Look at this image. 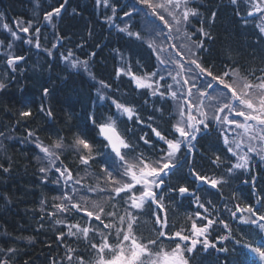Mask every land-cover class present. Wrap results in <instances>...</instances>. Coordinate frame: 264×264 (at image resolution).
I'll return each mask as SVG.
<instances>
[{
  "label": "trees",
  "instance_id": "1",
  "mask_svg": "<svg viewBox=\"0 0 264 264\" xmlns=\"http://www.w3.org/2000/svg\"><path fill=\"white\" fill-rule=\"evenodd\" d=\"M63 2L64 0H0V41L4 42L0 45V82L6 84V88L0 90V133L4 134L0 136V165L9 169L5 172L0 168V260H8L9 264H53V261L56 264H68V247L84 254L88 264H92L96 258L94 251H85L87 241L82 237H67L63 243L57 241V234L60 231L67 232V229L63 225L55 224V220L62 216L49 217L48 213L54 211V204L60 203L53 197L60 196L61 189L55 183L52 171L47 176L39 171L41 164L36 147L31 141L22 142L21 139L26 138L30 131L35 133L32 138L38 137L44 144H53L58 138L64 137L65 144L68 145L77 135L90 141L97 140L89 117L94 115L99 123L112 116L115 109L111 100L134 107L140 119L145 122L136 123L135 117L129 121L127 116L122 117L123 123L118 121L121 130H134L135 136L131 137L134 143L140 135L147 133L158 146H163V142L156 140L147 125L151 123L171 138L172 124L175 123L170 95L162 100L159 96H152L148 89H137L130 76L116 75L117 69H127L129 65L136 75H144L157 68L156 57L147 47L146 39L142 43L116 30L106 20V9L98 8L95 0H67L63 12L52 18L49 26L42 25L45 13L59 7ZM122 5L116 4L120 8L117 13L123 14V11H127V6ZM190 6L200 15L190 18V26L186 27L187 33L191 34L200 28V21L203 20V26L212 36V39L200 37L198 34L192 37L194 40H204V48L198 52V56L205 67L216 73L237 69L238 74L244 77L249 72L258 77L264 75L261 71L264 69V36L253 16L247 15L248 5L244 1L239 0L233 5L230 0H196ZM212 12L217 15L214 23H209ZM21 21L22 26H27L28 21L33 22L29 29L32 34L36 27L40 28L38 38L44 48L56 44L53 50L51 48V55L24 46L25 33L20 31L21 35L18 36L21 39H14L3 28L7 24L17 32V22ZM138 22V19H134L130 30L140 31L145 38ZM9 42L13 45L11 49L7 48ZM69 51L75 57L87 60L91 80L80 71L68 70L60 62L61 54ZM5 52L24 57V60L18 62L15 71L7 67L6 57L3 55ZM93 52L96 53L95 56L91 55ZM101 81L108 85L105 91L108 100L97 103L96 82ZM45 88L49 90L47 96L44 95ZM160 91L165 89L161 88ZM41 105L51 109V117L40 111ZM157 108L162 110L163 118L161 112L156 111ZM28 110H31V116L20 117L21 111ZM150 116L153 117L152 120H149ZM198 139L194 154L196 171L212 177L224 176L228 183L213 189L195 181L187 168L172 176L170 181H166L163 190L168 217V229L165 231L189 229V216L197 220L199 225L201 221L195 216L199 211L202 216L216 221L207 234V238L216 244V248L210 247L205 252L198 245L195 261H190V264H232L233 261L236 264H251V260L246 262L247 249L236 245L234 238L253 243L256 231L238 219L239 213L237 218H233L228 209L234 211L237 204H250L264 213V201L257 203L258 198L264 197V165H252L256 168L250 172L236 170L229 178L225 171L230 166L228 163L223 167H216L211 163L215 155L221 156L224 161L229 158L232 163L235 161L227 152L222 138H218L213 130L209 135ZM139 150L149 149L140 141ZM58 161H62V166L69 168L74 178H82V184L95 187L99 183L103 186L99 166L94 164L85 169L70 149L66 148ZM178 176L182 178L178 179ZM252 176L256 177L255 186L251 182L244 183L245 180L250 181ZM169 183L173 186H187L190 191H195L200 202L209 211L205 212L188 195L181 197L179 193L172 192L170 195L174 199H170L167 192ZM86 195L91 200L104 203L106 211L118 209L120 215L124 214L123 202H104L107 193L96 195L90 192ZM113 204H116V209ZM63 219L68 223L79 222L82 227L89 226L82 213L65 214ZM220 219L229 224L231 235L229 229L219 223ZM142 220L144 223L139 231L145 237L153 235V229L159 227L152 223L154 217L144 215ZM203 223H207V220ZM97 224L98 222L93 221L91 226ZM185 234L189 233L185 231ZM225 235H229V239L217 241L218 237ZM109 242L116 243L114 229ZM221 247L228 248L229 251H218ZM8 249L15 251L8 252ZM72 264H76L75 259Z\"/></svg>",
  "mask_w": 264,
  "mask_h": 264
},
{
  "label": "snow or ice",
  "instance_id": "2",
  "mask_svg": "<svg viewBox=\"0 0 264 264\" xmlns=\"http://www.w3.org/2000/svg\"><path fill=\"white\" fill-rule=\"evenodd\" d=\"M96 2L97 4L103 3L106 8L111 7L114 15L117 12L116 4H110L109 0H96ZM230 2L235 5L239 0H230ZM245 2L252 3V0H245ZM66 3L67 0H64V3L60 4L59 7L46 12L44 20L50 22L53 16H59ZM190 3L191 0H134L131 11L121 9L123 16L127 17L129 21L133 19V13L143 16V31L152 38L147 41V47L156 55L159 64L165 67L161 72L136 75L131 71V65H129L127 69L123 67L117 69V77L121 75L130 76L137 89H148L152 96H159L162 100L166 99L168 95L174 99L178 96L180 98L194 96L199 98L198 103H194L191 99L185 100L187 113H185V104L180 105V118L172 124L171 138L157 130L151 123L147 125L156 140L163 142V146H158L157 142L153 141L147 133L140 135L138 141L134 143L131 139L132 136H135L134 130L131 128L121 130L118 121L123 123L122 117L127 116L129 121L135 117L136 123L145 122L140 119L134 107L126 106L116 100H112L116 112L103 122L98 123L94 115L89 117L96 131L98 142L97 140L90 141L82 135L75 136L72 143L68 145L65 144L64 137L55 140L51 147L45 146L38 137L34 141L36 148L44 154L50 165L49 168L41 167L39 171L46 173L54 169L59 174L55 183L60 185L61 180H63L67 186L62 190L60 196L53 197L54 200L61 202L53 205L54 211L49 212L48 216L57 217L65 214L82 213L89 223L88 227H82L79 222L68 223L66 219H56V224L64 225L67 228V232L60 231L57 234V241L63 243L67 237H76L77 239L82 237L87 241L85 251H94L96 254L94 264H190V261H195L198 245H201L205 252L210 247L216 248V244L207 238L209 228L216 221L208 219L207 216H202L199 211L195 213V216L201 221L199 225L197 220L189 216L188 220L191 221L189 229L180 228L176 231H165L168 229V217L163 190L166 181H170L172 176L187 168L195 181L202 182L213 189L228 183L224 176L212 177L196 171L194 154L197 150L196 145L199 143L198 138L209 135L213 130L218 134V138H222L227 152L231 154V157H235L237 162L232 163L230 158L224 161L221 156L214 154L215 158L211 160V163L216 167H223L225 163H228L230 166L225 171L229 178L236 170L251 171L250 161L253 156H250L249 153L259 156L261 161H264V75L256 77L260 82L254 84L247 81L246 78L242 82L237 69L216 73L205 67L198 56V52L204 48V40H193L192 37L198 34L200 37L212 39V36L211 32L203 26V20L200 21L202 25L200 28L191 34H187L186 26H190V17H199L200 15L195 8L189 7ZM182 7L183 11H180ZM257 13L264 14V0L252 3V10L248 11L247 15L253 16ZM216 15V12L211 13L209 23H214ZM107 19L109 22L112 21V17ZM22 25V21L17 22L19 31L28 33L33 22L28 21L27 26ZM132 27L133 25L125 22V26L123 28L118 27V31L144 43V36L140 31H131ZM3 28L14 39H21L9 25L4 24ZM173 31L187 35L195 50L184 44L179 45V47L175 43L160 47L155 45V39H160L162 45L165 40L171 41ZM39 32L40 28L36 27L35 33L38 34ZM260 33L264 34V27L260 28ZM26 42L31 44L32 40L29 39ZM3 43L0 41V45ZM12 47V43L9 42L7 48L11 49ZM35 47H40L38 38ZM55 47L56 45L53 44V48ZM186 47L187 54L182 52ZM169 48L173 50L172 53L168 52ZM51 54L49 51V55ZM3 55L6 57L7 67L12 71L16 70L19 61L24 60L23 56L13 55L10 52H5ZM61 55L67 61L73 53L69 51L68 56ZM91 55L95 56L96 53L93 52ZM171 65L179 66L180 71L177 75L188 74L186 78H183L182 83L177 80L176 76L172 75L171 71H168V66ZM71 67L89 71L87 61H73ZM261 71L264 72V69ZM162 72H167V76ZM157 76L159 78L154 80L153 78ZM167 77H171L174 83L179 85L178 90H172L173 85L167 83ZM160 81H165V83L162 85ZM101 84L105 88L108 87L102 81ZM4 88H6V84L0 82V90ZM161 88H164L165 91H160ZM209 90L211 91L209 92ZM97 93L99 100L106 99L101 94L100 89H97ZM48 94L49 90L45 88L44 95L47 96ZM204 98L215 101V103L205 106ZM145 102L147 103V101ZM205 107L208 110H205ZM40 111L46 112L49 117L52 116L51 109H46L44 105H41ZM156 111L161 112V118H163L162 110L157 108ZM209 111H211V115H209ZM19 115L26 118L32 113L31 110L21 111ZM237 118H243V120ZM152 119L153 117L150 116L149 120ZM237 129H242L243 133L236 132ZM232 132H236V136L229 139V134ZM3 135L0 133V136ZM34 135L35 133L31 131L28 133L29 137ZM243 137H247V140ZM140 141L147 146L148 151L139 150ZM252 141L260 142L259 149L251 143ZM245 145H247V152H243ZM66 148L75 154L79 164L85 169L94 164L99 166L103 186L99 183L95 187L86 186L81 183L82 178L74 180L73 174L67 166L56 165V161L60 160V155ZM60 163L63 165L62 161ZM0 168H3V165H0ZM3 170L7 172L9 169L3 168ZM181 178L178 176V179ZM69 181H73V184L68 185ZM255 181L256 177L252 176L250 181L245 180L244 183L251 182L255 186ZM75 185L80 187L77 188ZM89 192L107 193L104 202L116 201L117 204L123 202L124 214H119L116 204H113V208L116 210L106 211L104 203L91 200L86 195ZM167 192L170 199H174L170 195L172 192L179 193L181 197L191 196L200 208H204L205 212L209 211L200 202V197L196 192L190 191L187 186H173L169 183ZM77 195H79V199L74 200ZM262 201H264V197L258 199L257 203ZM43 204L44 201L42 200L41 205ZM228 211L233 218H237V213L249 214L247 217L241 215L238 219L243 224L256 227L258 242L254 241L255 246H253V243L242 242V239L234 238V243L256 254L260 261L264 262V223H260V221H264V213L250 204L243 206L237 204L234 211L232 209H228ZM144 215L154 217L152 223L159 226L153 229L154 234L149 237H145L139 231L144 223L142 220ZM204 220H207V223H203ZM93 221L98 222L94 227L91 226ZM219 223L225 229H229V235H231L229 224L223 219H220ZM113 229L115 230V244L109 242ZM185 231L189 234H185ZM229 235L218 237V239L227 240ZM96 237L99 239L97 240ZM7 251L14 252L15 249H8ZM218 251L227 253L229 249L221 247ZM66 259L68 264H72L73 259H75L76 264H88L85 255L78 253L71 247L67 248ZM0 264H9V261L0 260ZM53 264L56 262L53 261ZM232 264H236V262L233 261Z\"/></svg>",
  "mask_w": 264,
  "mask_h": 264
},
{
  "label": "rangeland",
  "instance_id": "3",
  "mask_svg": "<svg viewBox=\"0 0 264 264\" xmlns=\"http://www.w3.org/2000/svg\"><path fill=\"white\" fill-rule=\"evenodd\" d=\"M194 1H196V0H191V2H194ZM242 1L245 2V0H242ZM95 2H96V0H95ZM133 2H134V0H118V2H117V0H109V3H110V4H112V3H115V4H120V3H122L123 5H127V8H126L127 11H131V7H132ZM257 2H258V0H252V3H257ZM245 3H246V2H245ZM252 3H247V5H250V6L252 7ZM96 4H97V2H96ZM123 5H122V6H123ZM97 7H98V8H102L103 10L106 9V10H105V12H106V14H107L106 20L108 21L107 18H108V17H112V21H111V22L108 21V23H110L115 29H118V27H119V28H123V27L125 26V22H128L129 24H131V23L133 22L134 19H138V21H139L138 23H139V25H140V28H141V30L143 31L144 18H143L142 15H136L135 13H133V19L129 21L127 17H124V16H123V14H120V13H117V12H116L115 15H114L113 12H112V10H111V7H107V8H106V7L103 5V3L97 4ZM118 7H120V6H118ZM189 7H191L190 4H189ZM192 8H193V7H192ZM119 9H120V8H117V10H119ZM180 11H183V7L180 9ZM190 18H191V17H190ZM253 18L257 21L258 26H259V29H260L261 27H264V14H260V13L254 14V15H253ZM44 23H45L46 25H49V22H48V21H45V20H44ZM186 27H187V26H186ZM166 31H167V30H166ZM182 32H184V29H182ZM143 33H144V35H145V39H146V41L152 39V38H150V37L148 36V34L145 33L144 31H143ZM187 34H188V33H187ZM263 35H264V34H263ZM26 37H28V40L31 39V40H32V43H31V44L35 46V44H36V42H37V38H38L37 33L32 34L31 32H28V33L26 34ZM193 40H194V39H193ZM171 43H175L178 47H179V45L184 44V45H186L187 47H192V48L194 49V45H192L191 41L188 40L187 35H185V34H179V33H176L175 31H173V39H172L171 41H167V40H165V41L163 42V45L161 44V40H160V39H155V45H156L157 47H160V46H167L168 44H171ZM54 44H55V43H54ZM55 45H56V44H55ZM187 47L184 48V49L182 50V52L185 53V54H187ZM39 48H40V47H39ZM51 48H52V50L54 49V48H53V44H52L50 47H48L47 49H49V51L51 52V51H52ZM194 50H195V49H194ZM172 51H173V50H172L171 48L168 49V52H169V53H172ZM47 54L49 55V52H47ZM154 55H155V54H154ZM63 56H68V53H67V54H64ZM155 57H156V55H155ZM177 59H179V58L177 57ZM73 61L80 62V61H83V60H81V59H79V58H77V57H73V56L71 57V56H70V57L68 58V60L66 61V60H64V59L62 58V56H61V62H62V64H63L68 70H70V71L78 70V71L82 72L85 76H87V77H89V78L91 77V76H89V75H90V72H89V71L86 72V71L83 70V68H73V67H71V63H72ZM156 63H157V68H156L153 72H161V70H162L165 66L160 65V64H159V61H158L157 59H156ZM168 71H171V72H172V75H173V76H176L177 80H180L181 83H182V81H183V78H186V77L188 76L187 73H181V75H177V73L180 71L178 65H171V66H168ZM162 74H164L165 76H167V72H162ZM238 75H239V74H238ZM239 76L242 78V82H244V79H245V78H246L247 81H250V82H252V83H254V84H258V83L260 82L259 80L256 79V77H258V76H256V75H252V73H250V72L247 73V74L245 75V77H244V76H241V75H239ZM158 78H159V77L157 76V77H154L153 79L156 80V79H158ZM160 83H161V84H162V83H165V81H160ZM167 83L173 85V89H172L173 91L178 90L179 85L175 84L174 81L171 79V77H167ZM154 86H155V84H154ZM97 89H100L101 94H103V95L106 97V93H105V91H106L107 88L103 87L101 83H97V82H96V101H97V103L107 101V100H108L107 97H106V99L103 100V101H101V100L98 99ZM210 91H211V90H209V92H210ZM256 91H258V90H256ZM193 92H195V89H193ZM185 93H186V88H185ZM170 99H171L172 104H173V112H174V116H175V122L180 118V117H179V111H180V105H181V104H185V113H187V105H186V103H185V100H186V99H191L194 103H198V102H199V98H198L197 96L190 97V98H188V97L180 98V97L178 96V97L175 98V99L172 98V97L170 96ZM110 102L112 103V100H111ZM210 103H215V101H209L207 98H204V104H205V106H207V105L210 104ZM114 108H115V106H114ZM205 110H208L207 107H205ZM115 112H116V109H115ZM211 114H212L211 111H209V115H211ZM237 119H240L241 121L243 120V118H237ZM250 123H251V122H250ZM236 132H239V133L242 134V133H243V130H242V129H237ZM236 132H232V133H230V134H229V139H232L233 137H235V136H236ZM243 138H244L245 140H247V137H243ZM35 139H36V138H32V137H29V136L27 135L26 138H24V139L22 138L21 140H22V142H23V141H31V143L35 146V143H34ZM251 143H253V144L259 149V147H260V142H259V141H252ZM43 144H44V143H43ZM44 145H45V146H49V147H51L52 144H44ZM35 147H36V146H35ZM233 147H235V145H233ZM36 149H37V151H38V161H40L41 167L49 168L50 165H49V163H48V159L44 157V154H43L42 152H40L38 148H36ZM237 151H239V150H237ZM243 152H247V145H245V146L243 147ZM249 155L251 156V155H254V154L249 153ZM254 156L260 158L259 156H256V155H254ZM235 160H236V158H235ZM236 162H237V161H236ZM56 165H57V166H60V167H63V166L61 165V163H59V161H56ZM51 171L53 172L54 179L56 180L59 174L56 173L54 169H52ZM49 172H50V171H48V172H46V173H43L44 176H47V174H48ZM75 179H77V178H74V180H75ZM81 183H82V181H81ZM72 184H73V181H69V182H68V185H72ZM57 186H58L59 189H61V194H62V190H63L65 187H67V186L64 184L63 180H61V184H60V185H57ZM75 187L79 188L80 186H79V185H75ZM81 194H85V193H81ZM89 194H90V192H89ZM96 195H97V193H96ZM78 199H79V195H77L76 197H74V200H78ZM94 200H95V199H94ZM60 202H61V201H60ZM246 217H247V216H246ZM63 218H64V215L62 216V218L59 217L58 219H63ZM260 223H264V221H260ZM55 224H56V223H55ZM57 225H58V224H57ZM63 227H65V226L63 225ZM66 229H67V228H66ZM73 231H75V229H73ZM251 253H252V252H251ZM252 256L255 257V259L257 260L258 264H264V262L260 261V259L258 258V256H257L256 254L252 253ZM92 264H94V260H93Z\"/></svg>",
  "mask_w": 264,
  "mask_h": 264
}]
</instances>
